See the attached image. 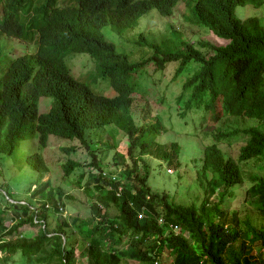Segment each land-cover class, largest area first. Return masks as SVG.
I'll return each mask as SVG.
<instances>
[{
	"label": "trees",
	"instance_id": "16d2710c",
	"mask_svg": "<svg viewBox=\"0 0 264 264\" xmlns=\"http://www.w3.org/2000/svg\"><path fill=\"white\" fill-rule=\"evenodd\" d=\"M28 1L0 0L4 32L13 33L20 11L27 8ZM179 1L73 0L75 7L58 10L50 29L41 33V45L36 55L11 61L8 57L0 58V160L3 163L9 160L15 164L30 163L31 173L39 169L42 172L46 166L42 154L21 153L22 140L35 138L36 143L44 147L49 136L55 135L78 140L90 149L93 144L88 143L94 142L92 137L96 136L99 150L106 153L112 146L114 156L119 158L114 163L124 166L121 171L124 183L96 173L90 174L88 182L85 181V190L92 202V218L78 225L84 237L90 235L87 246H81L79 255L75 247L63 245L61 235L66 233L65 226H69L66 220L58 221L57 227L50 230L46 206L42 214H37L31 208L34 207L32 204L12 205L15 213L25 218H21L9 234L25 222L35 224V216L40 220V226L45 227H39L34 237L17 236L6 240L7 232L1 228L3 221L0 220V250L11 254L0 257V264H11L12 256L17 253L25 264H123V261H126L124 264H162L164 254L172 256V264H264V174L252 176L255 184L247 193L248 199L258 205L254 215L229 213L222 206L223 199L234 193L233 187L245 181L243 163L264 159V132L257 128L250 132L249 147L242 149L237 160L225 157L223 149L215 143L203 149V165L199 170L202 177L198 183L205 188V198L199 205L177 203L168 193L153 191L146 179L148 165L140 154L167 159L170 165L178 168L183 149L179 144H160L158 134L167 130L164 124L157 121L140 126L133 107H130L139 85L134 76L145 62L139 69L132 70V66L96 32L83 29L96 25L105 17L122 21L139 12L142 16L150 9L168 12ZM255 1L238 2L240 6L247 3L258 6L253 3ZM233 2L187 0L195 16L213 28L218 36L228 39L227 44L206 42L207 51L213 52L209 54L178 37L157 42L158 51L152 61L164 68L166 64L180 60L177 75L190 62L200 63L183 84L184 90L192 88L191 97L186 101L187 108L194 102L203 101L207 94L212 97L223 95L228 112L256 116L264 121V25L256 18L239 19L232 13ZM203 44L205 42L200 41V45ZM177 46L181 47L178 52ZM75 50L89 51L99 60L103 73L111 77L119 94L109 98L107 104L105 99L93 95L86 101L81 99L78 83L69 75L63 61L66 53ZM41 96L53 100L47 113H39ZM181 99L182 95L178 101ZM121 130L129 138L127 155L116 149L120 143L116 133ZM75 149L73 146L69 151ZM16 151L20 153L21 161L17 160ZM77 164L69 158L64 164L67 174ZM256 165L258 168L264 166ZM26 168L21 166L23 172H27ZM35 176L39 177L38 174ZM81 177L77 179L78 183L82 181ZM92 184L96 188L90 187ZM117 185L123 188L119 191ZM44 186L47 184L43 183L39 188L41 195H44ZM215 186H218L217 190ZM216 192L219 199L213 200L212 195ZM62 194L59 189L62 202L49 200L57 220L60 219L57 204H63ZM103 203L113 205L118 215L111 217L104 212ZM140 212L143 217L139 219ZM160 216L165 218L163 224L157 219ZM97 217V224L92 226ZM172 225L179 227L177 234ZM255 231L260 234L259 239L251 235Z\"/></svg>",
	"mask_w": 264,
	"mask_h": 264
},
{
	"label": "clouds",
	"instance_id": "9594fccd",
	"mask_svg": "<svg viewBox=\"0 0 264 264\" xmlns=\"http://www.w3.org/2000/svg\"><path fill=\"white\" fill-rule=\"evenodd\" d=\"M238 1L239 0H234V2L232 4L231 10H232L233 14H235L241 20H245L247 18H256L262 22L261 19H259L257 17H253V16L243 18L242 15L239 16V13L237 10L239 8H244L248 5H252L256 8L262 7L264 5V0H256L255 2H253V3L258 4V6H255L254 4H251V3H247L244 6H240ZM181 2L184 3V9L181 11H183V16H186V19H188L190 22H192L194 24H197L200 27H203V28L205 27V29L208 32H211L218 41H223V40L227 41L226 43L220 44V45H225L228 43V39H225V38L218 36L214 32L213 28H211L210 26L201 22L199 19V16H195L193 11L188 6L187 0H186V2H185V0H180L168 12L162 13L157 8L156 9H150V10L146 11L142 16H139L141 13V12H139L138 15H136L132 18H129V19H124L122 21L113 19L111 17H105V18H101L100 21H98V23L96 25L84 26L83 29L87 30V31L96 32L107 44L111 45L114 48L115 52L118 55H120L122 58H124L132 66V68H133L132 70L139 69L141 67V64L143 62H145V65L142 68V70L134 76V77H137V82L139 83V81H141L143 79L147 80V72L150 69L152 64L155 65V67L157 69L163 70L166 68L167 65H169L171 63L170 62V63L166 64V66L164 68H159L157 66V64L154 61H152V58L154 57L155 53L158 51V48L156 46L157 42L162 43L163 41H166V40H176L178 37H180L182 40H185V41L191 43L197 49H200L204 52H208L209 54L213 53L212 50L207 51V49L205 48L206 42H210L211 44H214L211 42V40H209V41L198 40L197 43H195V39L193 36L184 37V33L180 30V25L174 24L173 21H175L176 18L172 17L171 14L176 11L177 6L179 7V4ZM1 4L2 3H0V39H3L2 37L13 38L16 42H21L26 47V50H24L25 52H23L22 54L9 55V54L5 53L2 55L0 52V58L8 57L10 59V61L16 60L18 58L25 57V56L36 55L38 53V51L40 49V45H41L40 35L42 32H45V31L50 29L52 22L55 19V16L57 14V11L60 9L67 8V7H75L73 0H59L58 2L55 0H29L27 8L25 10L20 11V15H19L18 19L16 20V28L14 29L13 33L8 34V33L4 32L1 28V24L3 22V17H4ZM153 12H158L162 17H168L169 18L170 24H171V28L169 30V37H166V38L159 40V39L153 38L150 35L151 34L150 30L146 31V30H141L139 28V26L141 24V19L144 18L145 16L149 15L150 13H153ZM262 24L264 25V22H262ZM173 32H178V34H174ZM200 41L205 42V44L200 45ZM127 45H130L131 48H128ZM214 45H219V44H214ZM144 49L147 52L140 55L144 51ZM179 50H181V47L177 46L176 52H178ZM80 53H86L89 56L81 57L80 55H78ZM75 57L82 58L85 61V65H87L88 62L90 61L93 64L92 68L85 71L82 74L75 72L73 70L72 66L70 65L71 60ZM63 61H64V64H65L67 70H68L69 75L78 83L77 90H78L79 95L81 96L82 100L86 101V98L88 96L93 95V96H96L98 98L105 99L106 100L105 103L107 104L109 98H114L119 94L118 90L116 89V87L114 86V84L112 82L111 77L108 75H105L103 73V71L100 67L99 60L94 55H92L89 51H77V50H75V51L68 52L64 55ZM179 61L180 60L172 61V62L177 63V67H176L175 71H173V75H171V77L169 78L170 81L175 80L176 78H178L179 75H181L183 73L186 74V72L188 74L187 77L189 78V76L193 73V71L200 67V63L190 62L188 64V66H186V68H184V70L182 69V71H180V73L177 76L176 71H177V68L179 66ZM173 76H174V78H173ZM104 80L109 81L111 88L115 92V96L104 95V94L98 93L94 90V86L98 85V84H100L102 86L101 88H103V85H104L103 81ZM185 80H186V78H185ZM167 85H171V83H167L162 88L164 90V93L166 91H169V87ZM143 91H144V89L142 88V86L139 83L138 88H137V92L133 94V100L130 102V107L132 106L134 109V113H135V116L137 118V122L140 124V126H144L147 124L150 125L152 123H156L157 121H160L166 126V124L162 121V112L164 110L160 109V111H158V108H156L155 109L156 115L153 118L154 120L151 119L150 121H148L146 123H145L144 118L139 115L140 110L142 108H144L147 101L145 103H143L142 105H140L135 100L140 95L142 96ZM191 93H192L191 87H188V90L183 89L182 92L177 97V99H178L180 97V95H182V99H181V101L179 100L177 104H181V102L183 100H185V105H186V101L191 97ZM164 96H165V94H162V95H159L157 97L160 98V102L166 103ZM42 97H48V96H41L40 97L39 103H38L39 113H47L49 111V109L46 110V108L51 107L52 102L49 100H42V103L47 101V102H50L51 104L49 106V103H46L45 104L46 108L44 107V105H42V107H41L40 102H41ZM148 99H149V96L146 97V100H148ZM194 107L198 108V109H204L207 112H209L207 114V119H208V121H211V125L209 128L210 132H206V131L205 132L208 136H211V139H207L208 140L207 144L210 145V144L215 143L219 148L223 149L225 157H230V156H226L225 151H224L225 150L224 145H220L221 143L231 142V141H233L235 139H239V138L246 139L245 143L240 147V151H239V155H240L242 149L249 147V144L251 142L250 132L254 128H257L261 132H264V121L259 120L256 116L237 115V114H233L231 112H228L225 108V105H224L223 95L212 97L210 94H207L206 96L203 97V101L194 102V104L191 105L189 108L182 105V108L179 109L178 114L182 115L185 112L187 114V112L191 111V109H193ZM160 112H161V114H160ZM120 113H121V111H120ZM159 114H160V117H159ZM120 132H124V131L121 130V131L116 133L117 139L120 140V143L118 144L116 149L121 154L127 155V152L129 150V147H130L129 138L126 136L125 132H124V135L122 137H119L118 134ZM230 133H233V134L230 135ZM50 136H49V139H50ZM58 138H60V137H58ZM92 138H93L94 142L88 143L89 145L93 144V147L92 148L90 147V149H88L86 146H84L78 140H74V141L69 140V141H71L72 144H71V146H69L66 149V150H68L69 155L71 153H77V147H76L75 151H69V149L75 145L82 146L87 151L88 156L90 158L89 164L94 165L93 168H95V170H94V172L92 170H89L88 178L85 181L88 182V180L90 178V174L96 173V174H99L102 176H108L115 181H120V182L124 183V179L121 176V171H122L124 166L121 167L118 170V172H116V174L110 173L113 176H110L107 173V171H106L107 168H100L98 166L97 161H96L97 160V154L100 153L101 151L99 150V147L95 143L97 141L96 136H93ZM105 138L110 139L106 135H105ZM49 139H48L46 146H44V148H46L48 146ZM61 139H64V138H61ZM65 140H68V139H65ZM23 142H25L24 148H23ZM21 144H22V153L23 154H31L34 152H39L42 154L43 158L45 159L43 146L40 145L39 143H37V145L40 147L36 146L35 145L36 144L35 138H32L30 140L29 139L24 140V141L22 140ZM170 144H179V143L175 142V141H171ZM124 146H127V148H128V150L126 152L120 150V148L124 147ZM203 149L204 148L202 146V151H203ZM110 150H114V148L112 146H110V148L106 152H108ZM112 153H113V160L116 162V160H118L119 158L114 156V151ZM19 154L20 153L18 151H16V156L18 158L17 160L21 161L22 158L19 157ZM150 155H152V154H150ZM152 156H154V155H152ZM155 158H157V157H155ZM75 161H77V160H75ZM250 161L256 162L255 160H249L248 163ZM0 163L4 167L5 166L12 167V170L14 168L18 169V172L21 173V175H23V176L24 175L30 176L28 174V171L31 173V167L32 166L29 162H28L29 165H26V164L23 165L21 162L15 164L14 162H11L10 160L7 161L6 163H3V161L0 160ZM248 163H243L242 166L247 165ZM45 164H46V166L44 167L42 172H40L41 171L40 169L38 171H36L37 174L39 175V177H37V176H35L34 178L30 177L29 181L27 182L29 184V188L33 184L35 185V187L30 190V196L25 197V200L18 199L19 196H16L15 193L13 192V190H11V187L20 189V187H18L17 184L15 183L16 181L13 179V176L10 178L9 182H5V186L2 187L3 193L0 192V201L2 204L1 205L2 210H0V220L3 221V225L1 228L5 229V232H7V234L5 236L6 240L12 239V238L17 237V236H23V237H29V238L34 237L37 234L39 227L44 226V225L40 226V220L37 219V217L35 216V219H36L35 224L33 222H25L23 225H20L16 229V231H14L12 234H9V231H11L13 229L14 225L19 223L21 221V218H25V216L22 214L17 215L15 213L12 205L28 206L29 204H32V205H34V207H32L31 205L30 206L33 210H35L37 212V214H42L44 211V206H46L48 209L47 210L48 214H49V218L47 219V224H48V229H50V230H53L54 228H56L57 222L61 221V220H66V222L69 223V226H72V227L73 226L78 227V225H81L84 222V220H82L79 223H75V222H72L73 218L70 221V220L66 219V216L65 217L60 216V214H63V211L66 207V203H65V199H64L66 197V193H65L63 188H61V187L56 188L53 185H51L49 177L45 180V177H47L50 173V167H49V165H47L46 161H45ZM78 165H79V162H78L77 166ZM21 166H24L25 168L27 166V168H26L27 172H23L21 169ZM61 168L63 170L64 175H69V174H67V172L64 168L63 162L61 163ZM75 168L73 169V171L75 170ZM0 171H1V167H0ZM167 171L172 172L169 167L167 168ZM11 173H12V171H11ZM6 175H8V174L6 173ZM43 183H46L47 186L46 187L44 186V188H45V191L43 193L44 195H41L39 188L43 185ZM117 187H119V189H118L119 191L123 188L122 185H117ZM108 188L109 187H107V189ZM59 189H61L63 191V194H62L63 204H61V203L57 204V206L60 208V211L58 212L60 219L57 220V213H55L53 205L50 204L49 200H54V201L58 200V202H62L61 198L59 196ZM161 193H166V192H161ZM41 196L44 198H42ZM104 204L105 203H103V205ZM9 212L12 213L11 214L12 224L10 226H8L6 224L7 217L9 216V214H8ZM52 215H53L55 220L53 219ZM142 217H143V213L140 212L138 214V218L140 219ZM157 219H158L160 224H163L165 218L163 216H160ZM52 220L56 221L54 226L51 225ZM27 226H32V227L36 228V231L33 235L26 236V235L21 234L19 232V228L27 227ZM69 226H65L66 233L61 235L63 245L66 247L72 246V247L77 248L71 242V239L74 237V234H73L74 232H71L68 230ZM172 229H173V232L175 234H177L179 231V227L177 225H172ZM80 230H81V227L78 230V234H80L83 238H85L81 234ZM52 234L53 233H50L49 235H52ZM88 236H90V235H88ZM85 246H87V244ZM0 254H1L0 257H2L4 255L11 256L10 253L3 252L1 250H0ZM12 257H14V258H12ZM12 257H11L12 262L10 261L11 264H17V263L25 264L22 261L21 255L19 253L15 254ZM17 257H19V260H17Z\"/></svg>",
	"mask_w": 264,
	"mask_h": 264
},
{
	"label": "rangeland",
	"instance_id": "374dc122",
	"mask_svg": "<svg viewBox=\"0 0 264 264\" xmlns=\"http://www.w3.org/2000/svg\"><path fill=\"white\" fill-rule=\"evenodd\" d=\"M183 9L184 3L181 2L179 7L177 6L176 11L172 13L171 16L176 18L173 22L174 24L180 25V30L184 33V37L193 36L195 43H197L198 40H211L212 43L219 45L227 42L226 40L218 41L211 32H208L205 29V27L203 28L190 22L188 19H186V16H183V11H181ZM237 11L239 16L242 15L243 18L253 16L261 19L262 22H264V5L259 8L248 5L244 8H239ZM139 28L146 31L150 30V35L153 38L161 40L163 38L169 37L171 24L168 17H162L158 12H153L141 19ZM2 38L3 39H0V52L2 55L5 53L9 55H15L25 52L24 50H26V47L23 43L16 42L13 38ZM127 47L131 48L130 45H127ZM146 52L147 51L144 49L140 55ZM78 55L81 57L89 56L86 53H80ZM70 65L72 66L73 70L79 74L84 73L93 66L90 61L87 65H85V61L80 57L73 58L70 62ZM176 67L177 63L171 62L166 66L165 69H163V71L157 69L155 65L152 64L147 72V80L143 79L139 81L144 91L142 96L140 95L135 101L140 105L147 101L144 108H142L139 112V115L144 118L145 123L151 119L154 120L153 118L156 115V108H158V111H160V109L164 110L162 112V121L166 124L167 127L165 125L164 126L167 128V130L158 134V142L165 145L170 144L171 141L178 142L180 147L183 149V153L178 158L181 164L178 168H175L173 165L168 163L167 159L155 158L150 154L141 153L140 155L149 167L146 179L153 191L160 193L166 192L177 203L189 205L192 202H195L197 205H199L201 200L205 197V188H202L200 183H198L200 176L202 177L200 172L203 165L202 146L205 148L207 145H209L207 144V139H211V136H208L206 132H210L209 128L211 121H208L207 119V114L209 112L195 107L191 109V111H188L187 114L186 112L182 115L178 114V111L180 108H182V105L186 106L185 100H183L181 104H177V97L183 90V84L188 74L186 72V74L183 73L179 76L177 75L178 78L170 81L169 78L171 75H173V71H175ZM103 82V88H101L102 86L98 84L94 86V90L104 95L115 96V92L111 88L109 81L104 80ZM167 83H171V85H167L169 87V91L164 93L162 88ZM162 94H165L164 97L166 103L160 102V98L157 97ZM148 96L149 99L146 100V97ZM42 100L52 101V99L49 97H42L40 102L41 107L42 105L45 107L46 103H49V106L51 104L47 101L42 103ZM49 108L50 107L46 108V110ZM123 135L124 132H120L118 134L119 137H122ZM245 140L246 139L239 138L231 142L221 143L220 145H224L226 156H230L233 159H238L240 147L245 143ZM71 144L72 143L69 140L61 139L54 135L50 136L48 146L46 148L43 147L45 156L44 160L50 167V173L47 177H45V180L49 177L51 185L56 188H63L66 193V197L64 198L66 207L63 211V214H60V216H66V219L70 221L73 218L72 222L79 223L82 220H89L92 218V211L90 210V205L92 202L89 198V193L85 190L84 183L88 178L89 170L94 172L95 168H93L94 165L89 164L90 158L87 151L82 146L75 145V147H77V153H71L69 155L66 149L71 146ZM35 145L38 146L37 143ZM120 150L126 152L128 148L127 146H124L121 147ZM112 152L113 150H110L106 153L100 152L97 154L96 160L100 168H107L106 171L110 176H113L111 174H116V172H118V170L123 167V165H117L114 163L115 161L113 160ZM69 158L77 160L79 165L71 174L64 175L61 168V163L63 162L64 165ZM256 164H264V159L257 160L256 162L250 161L247 165H244V183L240 186L235 185L232 189V192L234 193H232L230 196L227 195L223 199L222 206L225 209H228L229 213H233L235 211L240 215H254L256 213L254 212V209H256L258 205L253 204L252 201L248 199L249 197L247 195L252 185L255 184V179L252 178V176L255 173L264 174V166L263 168H258ZM0 167L1 193H3L2 187L5 186V182H9L10 178L13 176V179L16 181L15 183L18 187H20V189L11 187V190H13L16 196H19L18 199L25 200V197L30 196V190L33 189L35 185H31L29 188V184L27 182L29 181L30 177H33L37 174L36 171L32 173L28 171L30 176H23L16 168L12 170V167H4L1 163ZM168 167L172 172L167 171ZM6 173L9 176L6 175ZM80 177L82 181L78 183L77 179H80ZM90 187L96 188V185L92 184ZM215 189L217 190L218 186H215ZM212 199H219L217 192L212 195ZM1 205L2 204L0 201V210H2ZM102 210L104 212H108L111 217L118 215V211L113 205L104 204L102 205ZM8 214L9 216L7 217L6 224L10 226L12 224V213L9 212ZM97 221L98 217L93 220L92 226L97 224ZM55 222L56 221L52 220L51 225L54 226ZM259 225L260 224L257 226ZM79 229L80 227H68L69 231L74 232V237L71 239V242L77 247V255H79L80 250H82L81 246L86 245L89 239V236L85 238L79 236ZM35 231L36 228L32 226L19 228V232L26 236L33 235ZM251 235L255 237L254 239L260 238V234L256 231L251 233ZM17 260H19V257H17ZM125 262L126 261H123V264ZM161 263L172 264V256L164 254Z\"/></svg>",
	"mask_w": 264,
	"mask_h": 264
}]
</instances>
